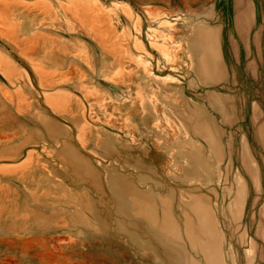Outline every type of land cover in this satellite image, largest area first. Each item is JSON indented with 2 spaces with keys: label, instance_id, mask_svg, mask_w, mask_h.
Listing matches in <instances>:
<instances>
[{
  "label": "rangeland",
  "instance_id": "rangeland-1",
  "mask_svg": "<svg viewBox=\"0 0 264 264\" xmlns=\"http://www.w3.org/2000/svg\"><path fill=\"white\" fill-rule=\"evenodd\" d=\"M0 264H264V0H0Z\"/></svg>",
  "mask_w": 264,
  "mask_h": 264
}]
</instances>
